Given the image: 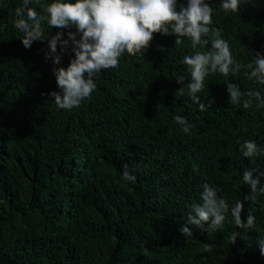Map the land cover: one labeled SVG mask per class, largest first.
I'll use <instances>...</instances> for the list:
<instances>
[{"label":"trees","instance_id":"16d2710c","mask_svg":"<svg viewBox=\"0 0 264 264\" xmlns=\"http://www.w3.org/2000/svg\"><path fill=\"white\" fill-rule=\"evenodd\" d=\"M21 4L0 0V264H264L256 243L264 238V196L242 201V221L256 217L247 233L230 211L215 231L190 226L188 238L179 231L204 183L219 188L230 210L249 194L244 168L264 172V156L239 153L245 140L264 147V106L231 104L226 85H238L242 101L264 89L243 67L252 59L248 51L264 54V0H244L237 13L212 0V32L220 31L242 67L235 76L206 77L197 93L203 110L187 95L190 74L180 63L199 48L160 33L143 59L104 70L90 100L57 108L47 41L26 49L13 26ZM60 31L66 39L75 29ZM72 58L69 48L60 66ZM181 75L184 96L176 93ZM177 115L192 123L189 134ZM124 164L134 184L123 179ZM236 230L242 235L233 243ZM204 244L209 252L201 251Z\"/></svg>","mask_w":264,"mask_h":264},{"label":"clouds","instance_id":"9594fccd","mask_svg":"<svg viewBox=\"0 0 264 264\" xmlns=\"http://www.w3.org/2000/svg\"><path fill=\"white\" fill-rule=\"evenodd\" d=\"M212 0H22L21 7L16 9L13 26L23 33V46L31 48L33 42L47 41L48 48L44 53L45 59L53 65V75L58 91L50 93L54 103L61 110L78 108L82 102L90 100L97 90V80L104 70L118 69L122 59H143L150 47L154 33L161 35H175V44L180 45L187 38L194 51L184 55L180 63L188 66L190 82L186 84L187 95L194 104L203 110L205 105L200 103L197 93L204 88L206 77L222 74L224 77L235 76L242 65L237 62L229 47V42L222 38L217 29L212 32L213 8ZM244 0H220V8L225 13H237ZM179 6V10H177ZM47 24L50 31L58 29L49 38L46 32ZM68 31L67 38L62 29ZM212 32V37H210ZM79 37V38H77ZM58 45L60 46L58 52ZM74 54L68 66L62 67V55L68 49ZM252 57L246 67L245 74L254 84L264 86V54L248 51ZM182 87L176 92L185 95V77L176 79ZM229 102L233 105L243 104L245 109L255 105L264 106V89H254L247 92V99L240 87L234 83H227ZM180 130L189 134L193 125L184 116L175 117ZM239 143V141H238ZM239 153L243 158H259L264 156V147H260L254 140L240 143ZM255 174V178H254ZM123 179L131 184L136 182V176L123 165ZM260 172L257 168H244L242 182L249 188V194L243 195L230 208L227 201L219 195V188L204 183L200 192V203L188 206L190 211L186 223L179 231L186 238L192 237L190 226H196L201 231H215L223 226L225 213L230 211L237 229L253 228L256 217L247 214L246 221H242V201H256L264 196V183H261ZM242 235L241 231H234L231 239L233 243ZM260 252L264 255V238L256 241ZM212 246L204 244L202 252H209Z\"/></svg>","mask_w":264,"mask_h":264}]
</instances>
